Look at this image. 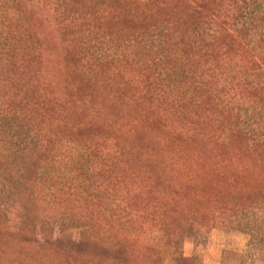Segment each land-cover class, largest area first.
Wrapping results in <instances>:
<instances>
[{"label":"trees","instance_id":"trees-1","mask_svg":"<svg viewBox=\"0 0 264 264\" xmlns=\"http://www.w3.org/2000/svg\"><path fill=\"white\" fill-rule=\"evenodd\" d=\"M214 223L264 261V0H0V264H204Z\"/></svg>","mask_w":264,"mask_h":264},{"label":"rangeland","instance_id":"rangeland-1","mask_svg":"<svg viewBox=\"0 0 264 264\" xmlns=\"http://www.w3.org/2000/svg\"><path fill=\"white\" fill-rule=\"evenodd\" d=\"M73 237H78V230H71ZM203 243L198 246L193 237L185 238L184 251L200 255L204 264H220V257L223 251H238L244 253L246 249L247 236L239 231L230 229L221 224H211L203 231ZM242 257L232 259L234 264H264V261L247 254ZM231 259V258H229ZM164 264H168L167 260Z\"/></svg>","mask_w":264,"mask_h":264}]
</instances>
